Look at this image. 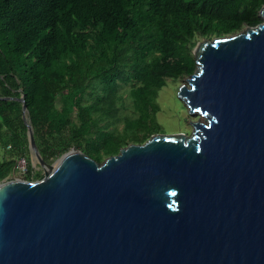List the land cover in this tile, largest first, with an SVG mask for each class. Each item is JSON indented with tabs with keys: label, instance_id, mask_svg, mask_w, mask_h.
I'll return each instance as SVG.
<instances>
[{
	"label": "water",
	"instance_id": "obj_1",
	"mask_svg": "<svg viewBox=\"0 0 264 264\" xmlns=\"http://www.w3.org/2000/svg\"><path fill=\"white\" fill-rule=\"evenodd\" d=\"M261 23L199 41L177 91L190 136L154 134L97 163L76 148L43 178L0 183V264H264Z\"/></svg>",
	"mask_w": 264,
	"mask_h": 264
},
{
	"label": "trees",
	"instance_id": "obj_2",
	"mask_svg": "<svg viewBox=\"0 0 264 264\" xmlns=\"http://www.w3.org/2000/svg\"><path fill=\"white\" fill-rule=\"evenodd\" d=\"M264 0H0V183L24 157L21 96L42 160L97 163L160 132L158 92L189 77L200 40L261 23ZM10 147V148H8Z\"/></svg>",
	"mask_w": 264,
	"mask_h": 264
},
{
	"label": "rangeland",
	"instance_id": "obj_3",
	"mask_svg": "<svg viewBox=\"0 0 264 264\" xmlns=\"http://www.w3.org/2000/svg\"><path fill=\"white\" fill-rule=\"evenodd\" d=\"M244 29L245 27L241 31ZM186 78L175 82L167 80L166 85L158 92L156 101L160 110L156 114L155 121L159 126L160 132L157 134L188 137L192 133L191 123L195 121L203 122V118L198 115L190 116L186 106L177 97L178 88L184 84ZM29 158L33 170L43 174L42 169L31 153ZM15 177H22L24 179L23 176L14 175Z\"/></svg>",
	"mask_w": 264,
	"mask_h": 264
},
{
	"label": "built area",
	"instance_id": "obj_4",
	"mask_svg": "<svg viewBox=\"0 0 264 264\" xmlns=\"http://www.w3.org/2000/svg\"><path fill=\"white\" fill-rule=\"evenodd\" d=\"M10 148V147H8ZM15 172L13 174L14 175H18V176H22L24 174H26L28 167H27V161L24 157H20L16 160L15 162Z\"/></svg>",
	"mask_w": 264,
	"mask_h": 264
}]
</instances>
